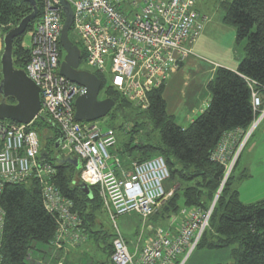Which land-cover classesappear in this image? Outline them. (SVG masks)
<instances>
[{
  "label": "built area",
  "instance_id": "obj_1",
  "mask_svg": "<svg viewBox=\"0 0 264 264\" xmlns=\"http://www.w3.org/2000/svg\"><path fill=\"white\" fill-rule=\"evenodd\" d=\"M61 1L41 0L43 12L31 32V58L24 71L40 89L39 118L47 117L58 127L60 156L79 161L84 185L99 188L103 211L116 234L111 263L184 264L209 228L215 204L206 211L181 210L185 219L177 229L145 225L152 236L137 255L129 252L116 220L132 213L144 221L153 216L172 195L165 188L170 171L161 156L123 166L110 152L117 145L113 129L100 123L76 122L74 104L85 88L59 73L65 56L60 44L65 22ZM65 1L73 9L71 31L83 49L84 64L140 111L149 109L151 92L163 88L189 58L198 57L194 47L204 21L197 11V0ZM4 35L0 26V59ZM249 84L254 121L246 132L238 129L225 134L212 155L226 169L234 165L264 119L262 95L254 82ZM31 125L0 121V200L7 185L34 178L41 187L45 210L57 218L54 244L61 247L62 241L70 239L79 245L87 237L83 220L74 211L73 202L52 183L56 170L43 160L40 136ZM4 225L5 212L0 206V264Z\"/></svg>",
  "mask_w": 264,
  "mask_h": 264
},
{
  "label": "trees",
  "instance_id": "obj_2",
  "mask_svg": "<svg viewBox=\"0 0 264 264\" xmlns=\"http://www.w3.org/2000/svg\"><path fill=\"white\" fill-rule=\"evenodd\" d=\"M36 2L39 10L37 20L14 41V66L18 70H25L31 58L29 47L24 46V36L33 31L42 15V2ZM220 8L223 23L236 29L237 45L246 41L245 55L236 71L222 67L216 69L208 85L211 93L209 106L187 128L180 127L174 116L168 114L165 86L151 92L149 109L140 111L119 92L108 87L101 76H97L102 81L104 97L116 100L106 123H110L108 128L116 132L117 145L121 144L118 153L124 161L120 160L129 166L134 161L161 156L168 165L170 178L167 182L172 186L166 191L172 195L149 218L153 227H168L170 218L180 213L182 208L209 210L217 198L209 228L196 249H230L231 264H264V200L244 204L239 192L233 188V174L240 157L225 185L227 169L212 159L225 134L238 129L246 132L254 121L249 81L256 84V91L264 94V0H221ZM32 11L31 5L22 0H0V26L4 33L18 26ZM70 40L79 47L81 65L84 64L83 49L74 36ZM8 103L14 104V98H9ZM121 111L127 112L135 121L131 126L133 130H124L125 126L118 121ZM134 116H140V121ZM30 128L40 136L42 152L47 154L43 160L56 170L52 183L73 202L74 211L83 220L84 233L89 237L91 234H103V231H94L96 226H100L97 219L104 214L99 188L84 185L81 165L57 163L58 159H66L61 158L60 150L56 149L60 137L58 127L49 118L42 117L35 120ZM43 132H49L45 144L41 135ZM0 206L5 212L1 264H37L35 261L30 263L36 245L52 247L58 231L56 216L44 208L39 183L32 178L20 185H7ZM115 235L114 232L110 236L109 260L113 254Z\"/></svg>",
  "mask_w": 264,
  "mask_h": 264
},
{
  "label": "rangeland",
  "instance_id": "obj_3",
  "mask_svg": "<svg viewBox=\"0 0 264 264\" xmlns=\"http://www.w3.org/2000/svg\"><path fill=\"white\" fill-rule=\"evenodd\" d=\"M221 0H198L197 1V10L202 15L203 18L206 17L204 21L201 41L203 40L205 43V47H203V52H196L198 58L193 57L195 65L192 64V59H190L189 63L185 69H183L179 74H175L167 83V88L164 92V98L167 103V111L168 114L174 116L176 124H178L182 128H187L199 115L202 114L203 109H206V102L210 100V92L205 88V85L209 79L211 69H208L209 64H222L226 66H233L236 64L238 58H243L245 55V46L246 41H243L237 45L236 42V29L232 26L225 25L223 23V12L220 8ZM5 34V33H4ZM72 32H70V38H72ZM203 38V39H202ZM31 45V33H28L24 36V46L30 48ZM236 46V48L234 47ZM235 48V51L233 50ZM4 51V48H3ZM3 53V52H2ZM65 53V52H64ZM65 57V56H64ZM197 65H201V68H205V71L208 72L203 75L198 74ZM210 66V67H213ZM194 71H190L191 69ZM81 70H86L89 72H93L89 67L85 64H82L80 67ZM1 70V64H0ZM94 73V72H93ZM196 89V91H194ZM194 91V95H193ZM99 99H106L104 97V93H100ZM113 110V109H112ZM130 111V110H128ZM131 112V111H130ZM127 112H120L118 114L120 123L125 126L124 130H130L132 125H134L135 121L131 119L127 115ZM109 116V115H108ZM135 117V116H134ZM140 116H136L135 119L140 121ZM106 120H109L108 117L102 119L95 123H100L102 127H110V123H106ZM118 125V124H117ZM254 134V133H253ZM43 144H45V138L48 137L49 132H43L42 134ZM120 137V136H119ZM252 137V136H251ZM250 140V139H249ZM249 142V141H248ZM246 143V145L248 144ZM120 145H117L116 148L110 149V152L113 156H118L122 161H124L123 156H121L118 152L120 149ZM245 145V146H246ZM244 146V148H245ZM243 148V149H244ZM243 151V150H242ZM241 151V152H242ZM251 152L253 149L250 150ZM116 152L117 154L113 153ZM240 152V154H241ZM240 154L238 158L240 157ZM262 155V154H260ZM252 156L247 154L239 160L238 166L233 174L234 184L233 188L239 192L240 200L244 204H255L264 199V164L261 156ZM259 159V160H258ZM237 161V160H236ZM136 162V161H134ZM132 164V162L130 163ZM236 162L230 169H227L228 178L234 170ZM226 172V174H227ZM227 178V179H228ZM172 186L170 182L165 183L166 190ZM178 187V185H176ZM100 196V195H99ZM189 211L190 208H182L180 211ZM184 218L183 214L174 215L170 218L168 226L172 225V228L177 229V225L180 226L182 219ZM185 219V218H184ZM97 224L101 226H96L94 229L95 232L103 231V234L100 233L95 235H90L88 241L80 246L79 253L77 254V261L74 264H111L109 260V246L111 245L112 239L110 236L114 234L115 228L114 224L110 221V219L106 216V214L102 213V217L99 216L97 219ZM140 223V225L144 226H154L153 223L150 222V219L144 221L142 218L137 216L136 214H130L121 216L116 220V226L118 230L123 234V236L127 237L130 240H126L127 245L129 242H136L135 236V226ZM96 224V225H97ZM177 226V227H176ZM144 230V229H143ZM146 230V229H145ZM144 234H142V241H138L139 244H134L133 247L137 246L138 250L132 253V255H137L138 252L143 248L145 242L148 238H145ZM130 247V246H129ZM45 249L48 252H53L54 249L51 245H36V248L33 250V253L30 258V263L35 260L39 256L40 250ZM129 249V248H128ZM225 251H221L219 253L218 259L213 253H209L206 251L209 250H199L196 249L194 252H206L204 255L200 256V260L196 258L195 263L193 260L189 261L192 253L184 264H231V250L230 249H222ZM218 251V250H215ZM228 254V256H227ZM227 256V257H226ZM186 256L182 257L181 260H184Z\"/></svg>",
  "mask_w": 264,
  "mask_h": 264
},
{
  "label": "water",
  "instance_id": "obj_4",
  "mask_svg": "<svg viewBox=\"0 0 264 264\" xmlns=\"http://www.w3.org/2000/svg\"><path fill=\"white\" fill-rule=\"evenodd\" d=\"M31 5L32 13L25 17L18 26L4 35V51L2 53L1 80H0V121H10L22 125H31L39 118L42 109V101L39 87L28 77L24 70H18L14 66V41L24 35L30 24L37 20L39 10L36 0H22ZM65 22L61 33L60 44L65 52L61 64L60 75L71 83L85 88V93L75 101V120L79 123H95L108 117L116 105V100L111 98L99 99L102 89V81L92 72L81 70V51L70 40V32L73 26V9L65 1H61ZM9 98H14L15 103H8ZM62 139L56 143L59 148ZM47 154L43 155L45 158ZM68 162L80 167L78 160L68 158L58 159L57 163ZM229 172V170H228ZM228 172L223 185H225ZM220 192L218 193V195ZM216 203V199L213 205Z\"/></svg>",
  "mask_w": 264,
  "mask_h": 264
},
{
  "label": "crops",
  "instance_id": "obj_5",
  "mask_svg": "<svg viewBox=\"0 0 264 264\" xmlns=\"http://www.w3.org/2000/svg\"><path fill=\"white\" fill-rule=\"evenodd\" d=\"M203 18L206 19V17H204V16H203ZM200 39H201V37H200ZM200 39L198 40V42L196 43V45L194 47L195 52H197V51L198 52H203V47H205L204 41L203 40L201 41ZM234 47L236 48V46H234ZM235 48L233 49L234 51H235ZM243 58H238L237 61H236L237 63L234 64L233 66H226V65H222V64H214V66H213V65L209 64L210 66H213V67L208 66L209 67L208 69H210V68H212V69H211V73H210L209 79H208V81H207V83L205 85V88L207 90H209L208 89V85L213 80V78L215 76V73L217 71L216 70L217 68L222 67V68H226V69H229V70H232V71H236L237 68H238V65H239L240 61ZM190 59H192V64L189 63ZM188 64L195 65V62L193 60V57L189 58L186 62H184L182 64L181 68L179 69V71H177L175 74H177V73L179 74L183 69H185V67ZM200 66L201 65H197V67H198L197 69H198V74L199 75H203V74L208 73V72L205 71V68L204 67L201 68ZM190 71H194V69L192 68ZM172 77H171V80H172ZM166 85H165V89L167 88ZM194 91H196V89ZM194 91H193V95H194ZM209 92H210V90H209ZM210 101H211V93H210V100L206 102V104H207L206 105V109L208 108ZM262 104H263V108H264V94H262ZM205 110L203 109L202 113ZM251 149H253L252 152L250 151ZM247 151H248V154L250 155L249 157H252V156L256 157V156H259L260 154H262V155H260L262 157L260 159V161L262 160V162L264 164V119L261 121V123L259 124V126L255 130L254 134L250 138L248 144L245 146V148L241 152L240 159H242V157H244V155L247 154ZM124 165L125 164L123 163V166ZM150 226H152V225L150 224ZM143 229H144V226L140 225V223H138L137 226H135V236H136V239H137L138 236H141V238L139 239V237H138V239H137L136 242H129L128 248H129V250L132 253H137L135 251L138 250L137 249L138 247L137 246L133 247V245L134 244H139L138 241L141 242L143 240L142 239V234H144V237L145 238H149V237L152 236V233L151 232H149V231H147L145 229L143 230ZM86 236H87L86 239H84L81 242V244H79V245L74 244L70 239H68V240L62 241L61 244H60L61 247H59V246H56L54 244V241H53L52 248L54 249V251L51 253V252H48L47 250H45V249L42 248V250H40L39 256L37 258H35L34 261L37 262V264H74V262L77 261V258H78L77 257V254L79 253L78 250H80V246L83 245V244H85L88 241V239H89V236L88 235H86ZM125 238H126V240H130L127 237H125ZM132 243H134V244H132ZM221 251H225V250L206 251V252H209V253H213L214 252V254L217 255L216 256V259H218L219 253H222ZM206 252H200V253H197V252L195 253L194 252L192 254V256H191V258H190L189 261L193 260V262L195 263L196 258L197 259L200 258V256H198V255H200V254L201 255H204V253H206ZM227 256H228V254H227ZM198 260H200V259H198Z\"/></svg>",
  "mask_w": 264,
  "mask_h": 264
},
{
  "label": "bare ground",
  "instance_id": "obj_6",
  "mask_svg": "<svg viewBox=\"0 0 264 264\" xmlns=\"http://www.w3.org/2000/svg\"><path fill=\"white\" fill-rule=\"evenodd\" d=\"M96 75V74H95ZM102 90V89H101ZM101 93V92H100ZM247 131V130H246ZM238 159V158H237ZM216 200H217V198H216Z\"/></svg>",
  "mask_w": 264,
  "mask_h": 264
}]
</instances>
